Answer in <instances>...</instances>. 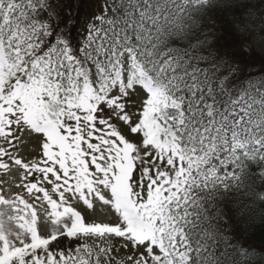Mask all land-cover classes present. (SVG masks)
<instances>
[{"label": "snow or ice", "instance_id": "6c2138e0", "mask_svg": "<svg viewBox=\"0 0 264 264\" xmlns=\"http://www.w3.org/2000/svg\"><path fill=\"white\" fill-rule=\"evenodd\" d=\"M0 264H264V0H0Z\"/></svg>", "mask_w": 264, "mask_h": 264}]
</instances>
